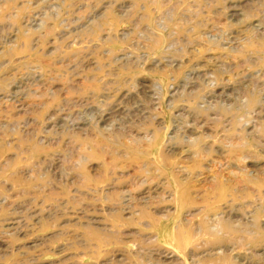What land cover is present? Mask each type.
Listing matches in <instances>:
<instances>
[{"label":"rangeland","instance_id":"rangeland-1","mask_svg":"<svg viewBox=\"0 0 264 264\" xmlns=\"http://www.w3.org/2000/svg\"><path fill=\"white\" fill-rule=\"evenodd\" d=\"M0 264H264V0H0Z\"/></svg>","mask_w":264,"mask_h":264}]
</instances>
